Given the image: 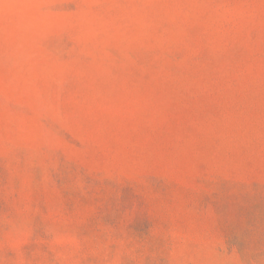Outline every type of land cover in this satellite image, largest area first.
Wrapping results in <instances>:
<instances>
[{
  "label": "rangeland",
  "instance_id": "obj_1",
  "mask_svg": "<svg viewBox=\"0 0 264 264\" xmlns=\"http://www.w3.org/2000/svg\"><path fill=\"white\" fill-rule=\"evenodd\" d=\"M0 264H264V0H0Z\"/></svg>",
  "mask_w": 264,
  "mask_h": 264
}]
</instances>
